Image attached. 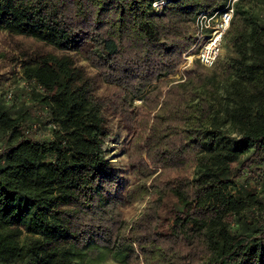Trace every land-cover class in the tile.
<instances>
[{"label": "trees", "instance_id": "16d2710c", "mask_svg": "<svg viewBox=\"0 0 264 264\" xmlns=\"http://www.w3.org/2000/svg\"><path fill=\"white\" fill-rule=\"evenodd\" d=\"M230 2L0 0V30L63 52L25 53L29 85L0 100V264H95L99 249L123 264H264V0L234 3L229 54L209 72L163 80L195 44L198 16ZM84 41L107 97L70 54ZM107 112L134 132L124 197ZM182 169L193 176L170 179ZM147 198L127 222L121 207Z\"/></svg>", "mask_w": 264, "mask_h": 264}, {"label": "rangeland", "instance_id": "374dc122", "mask_svg": "<svg viewBox=\"0 0 264 264\" xmlns=\"http://www.w3.org/2000/svg\"><path fill=\"white\" fill-rule=\"evenodd\" d=\"M195 28V27H194ZM88 44L84 41L78 49L71 52L75 58L77 66L84 70L90 77L96 82V94L100 97H107L112 89L113 85L107 83L93 67L86 58V50ZM190 48L182 55V62L179 67L169 76L164 78L169 86L180 84L188 80L189 75L198 73H207L210 69L204 68L197 57L192 58L193 55L190 52ZM42 52V53H54L62 54V51L57 50L53 46L47 45L43 42H39L31 37L12 34L8 31L0 30V100L6 99L8 104L13 103L14 95L18 93V90L28 86L29 84L22 79V61L24 60L25 53ZM221 58L226 57L229 53L222 47ZM192 54V55H191ZM155 87V84L150 86L149 89ZM18 95V94H17ZM135 105L140 108L143 105V98H137ZM108 130L110 135L106 139L104 149L111 162L114 172L120 178V185L117 190L119 197H124L129 189L137 183L135 177L132 175L131 166L129 162V145L133 139V131L128 126L123 117L107 112L106 114ZM34 127L40 129L37 136H43L44 129L39 121L35 120ZM194 169H182L173 173L171 180H178L179 178L189 176L192 177ZM147 198L143 202L135 203L134 205H124L121 210L124 214V219L127 222L135 221L142 210L146 207ZM177 199L173 196H169L166 199L165 206L162 210V226L161 232L167 233L168 226L173 216V209L177 204ZM95 245H91L92 249ZM102 255V256H101ZM95 264H123L119 257H116L113 251H104L99 249L96 253Z\"/></svg>", "mask_w": 264, "mask_h": 264}, {"label": "built area", "instance_id": "2783aa9c", "mask_svg": "<svg viewBox=\"0 0 264 264\" xmlns=\"http://www.w3.org/2000/svg\"><path fill=\"white\" fill-rule=\"evenodd\" d=\"M237 0H231L226 11L219 15L201 13L196 21L195 36L196 42L190 49L192 58L197 57L199 63L206 69H212L217 60L221 57L223 47V35L228 31L234 15ZM162 4H155V8H160Z\"/></svg>", "mask_w": 264, "mask_h": 264}]
</instances>
